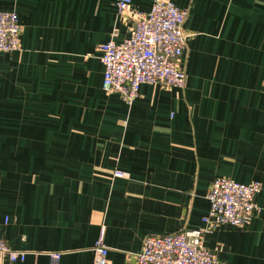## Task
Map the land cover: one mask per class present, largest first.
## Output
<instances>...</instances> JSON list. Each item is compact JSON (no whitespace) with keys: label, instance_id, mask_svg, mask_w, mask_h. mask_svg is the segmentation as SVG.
Masks as SVG:
<instances>
[{"label":"crops","instance_id":"0c3cea01","mask_svg":"<svg viewBox=\"0 0 264 264\" xmlns=\"http://www.w3.org/2000/svg\"><path fill=\"white\" fill-rule=\"evenodd\" d=\"M173 1L192 33L185 86L144 83L128 105L102 89L98 46L131 25L114 0H0L23 27L0 52V237L27 252L6 264H94L101 228L106 264H135L146 235L203 227L221 176L260 182V210L204 244L264 264V0Z\"/></svg>","mask_w":264,"mask_h":264},{"label":"built area","instance_id":"2783aa9c","mask_svg":"<svg viewBox=\"0 0 264 264\" xmlns=\"http://www.w3.org/2000/svg\"><path fill=\"white\" fill-rule=\"evenodd\" d=\"M117 14L131 22L129 34L120 42L109 40L98 46L103 65L102 89L117 93L130 105L138 96L141 84L165 88H183L186 72L181 60L192 33L184 23L187 11L173 0H153L147 12L135 10L130 0H114ZM23 27L12 10H0V52L20 48ZM122 175L120 171L114 172ZM261 183L254 180L237 182L229 177L214 178L207 190L208 213L202 217L203 227L183 229L163 235H146L135 264H223L218 259V248L204 244L205 234L221 225L247 227L260 210L256 195ZM94 264H106L108 248L101 228L93 247ZM26 251L11 249L0 237V264L23 261ZM49 264H58L61 252L48 253Z\"/></svg>","mask_w":264,"mask_h":264},{"label":"rangeland","instance_id":"374dc122","mask_svg":"<svg viewBox=\"0 0 264 264\" xmlns=\"http://www.w3.org/2000/svg\"><path fill=\"white\" fill-rule=\"evenodd\" d=\"M251 181H254V180H251ZM242 183V182H241Z\"/></svg>","mask_w":264,"mask_h":264}]
</instances>
